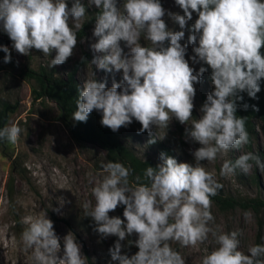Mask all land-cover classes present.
I'll list each match as a JSON object with an SVG mask.
<instances>
[{
	"label": "clouds",
	"instance_id": "9594fccd",
	"mask_svg": "<svg viewBox=\"0 0 264 264\" xmlns=\"http://www.w3.org/2000/svg\"><path fill=\"white\" fill-rule=\"evenodd\" d=\"M174 2L183 15L171 11L167 15L181 29L197 14L188 37L193 45L191 60L211 69L214 88L199 110V119L192 116L194 85L208 68L201 66L195 72L189 66L187 45L180 43L185 32L168 29L160 0H87L89 7L99 10L93 29L95 42L90 45L99 55L91 63L108 73L122 71V80L106 87V82L86 78L78 90L72 119L87 122L95 110L102 114L101 125L114 133L134 119L142 126L140 133L150 134L148 144H155L159 138L152 135L153 126L167 130L175 118L186 125V142L199 145L191 150L195 164L161 153V163L144 172L148 183L132 186L131 169L109 161L102 165V180L91 189L94 204L82 205L83 215L91 218L93 231L101 238L117 237L109 253L118 264H186L170 242L196 247L208 241L209 235L216 247L206 252L201 264H264V244L250 246L246 254L239 250L240 232L210 226L215 220L212 197L223 184L202 163H213L250 142L246 117L236 115L237 101H243L241 93L257 99L264 80V0ZM86 11L82 0H71V7L68 0H0V29L17 53L29 56L37 50L51 57L49 67L53 68L73 55ZM141 36L152 47L142 46ZM121 41L129 50L126 54ZM0 50L6 54L4 62L10 63L9 48ZM241 106L243 110L250 107L247 103ZM251 107L259 110L256 105ZM21 132L15 124L4 126L0 142L16 145ZM254 167L264 173V160L244 152L234 162L226 160L219 175L232 176L237 169L247 175ZM59 199L61 206L67 202ZM119 206H123V220L109 215ZM249 215L245 213V217ZM23 222L21 241L25 251L31 250L33 264H86L72 233L63 238V255H58L60 238L46 213ZM133 234L138 251L131 256L122 254V242Z\"/></svg>",
	"mask_w": 264,
	"mask_h": 264
},
{
	"label": "rangeland",
	"instance_id": "374dc122",
	"mask_svg": "<svg viewBox=\"0 0 264 264\" xmlns=\"http://www.w3.org/2000/svg\"><path fill=\"white\" fill-rule=\"evenodd\" d=\"M82 2L85 3L87 10L84 20L99 11L89 7L87 0ZM160 3L166 10L163 19L168 29L185 32L184 38L180 41L182 45H187L185 59L188 60L189 66L198 72L203 64L193 63L191 60L194 55L193 45L188 42V37L192 34L190 29L198 18L197 14L193 13V19L187 22L185 29H181L167 15V11L183 15L174 0H160ZM68 4L71 7V0H68ZM96 15L82 33H77V45L73 55L66 63L53 68L49 67L51 57H45L37 50L33 49L29 56L17 53L12 48V42L7 34L0 29V48L8 47L12 58L10 63H5L6 54L0 50V107L1 103L7 106L6 108L4 106L5 117L2 128L15 124L22 129L16 145L0 142V264H33L31 250L25 251L21 241V233L26 227L23 221L31 217L43 216L45 213L53 222L54 231L60 238L61 252L58 255H63V238L72 233L81 246L82 256L86 257V264H118V261H112L109 253V248L114 245L117 237L101 238L93 231L94 224L90 217L83 215L82 209L85 202L93 204L95 202L91 189L103 178L102 165L107 163L104 150L91 142H76L60 119L59 108L54 100L45 95L33 98L32 90H38L39 86L28 72V69L36 70L41 65L45 69H52L55 75H63L76 60L84 58L74 73L80 89L86 78L106 82V87H111L114 80L120 82L122 71L108 73L91 63L94 55H99L90 47L91 43L95 42L93 29ZM140 43L142 46L152 47L143 36ZM120 44L126 54L129 50L125 42L121 41ZM54 55L53 52L52 56ZM194 87L196 95L192 116L193 119H199V110L214 86L204 73L200 82ZM254 125L256 133L249 146L245 145L239 150L233 149L226 155L219 156L213 163L202 162L206 170L214 172L218 182L223 184V188L218 193L264 198V173L259 172L255 167L247 175L241 173L239 169L232 176L219 175L226 160L234 162L244 152H253L264 160V126L257 119H254ZM141 127V124L133 119L128 127H122L118 131L120 138L137 155L150 157L157 164L161 163L162 152L157 147L159 143L168 147L178 162L195 164L191 150L199 145L186 142L184 137L186 125L180 124L173 118L167 130L156 129L153 126L152 135L159 138L155 144H148L150 134L140 133ZM10 180L12 188L8 191ZM61 197L67 201L63 206L59 199ZM54 209H59V212ZM211 212L215 220L210 226L218 225L223 232L241 233L238 237L239 250L247 254L250 246L264 244V209L258 212L239 206L220 209L212 201ZM246 212L250 213L248 217H245ZM109 215L123 220V206H119ZM136 239L137 236L133 234L122 242L124 245L122 254L131 256L138 251L134 244ZM170 243L171 247L185 259L186 264H201L206 252L216 247L211 235L208 241L196 247H181L176 242Z\"/></svg>",
	"mask_w": 264,
	"mask_h": 264
},
{
	"label": "trees",
	"instance_id": "16d2710c",
	"mask_svg": "<svg viewBox=\"0 0 264 264\" xmlns=\"http://www.w3.org/2000/svg\"><path fill=\"white\" fill-rule=\"evenodd\" d=\"M97 12V11H96ZM98 13V12H97ZM89 15L87 19L82 22V28L79 33H82L85 28L91 22L92 17L97 14ZM264 51V49H262ZM84 54L86 52H83ZM84 58H79L73 64V66L65 72L63 75H55L52 69H45L39 65L36 70L28 69L30 75L34 77L38 83V90H32L33 98H37L40 95H45L48 98L54 100L59 108L60 119L65 124L71 137L76 142H91L104 150L106 161L119 162L125 167L131 169V175L129 176L130 184L135 186L137 183L147 184L148 181L144 177V172L147 167H155L157 163L150 157H141L137 155L134 150L127 145L119 136L118 132L114 133L109 128L103 127L100 123L102 114L93 111L87 122H76L72 119L73 113L76 111V100L78 98V90L80 89L75 80V69L83 62ZM203 64V62H202ZM203 67L208 68L206 64ZM211 69L205 72L206 78L211 82ZM214 86V85H213ZM243 95V101H237V113L238 117H246V129L249 133L250 142L255 135L254 119H257L264 126V80L261 82V91L257 94V99L248 97L247 93H241ZM242 103H247L250 107L247 110H243ZM251 105H256L258 111H254ZM4 104L1 103L0 107V122L4 114ZM250 142L247 144L249 146ZM158 149L168 156L173 158L170 150L166 146H162L157 143ZM139 176L140 180L137 182L136 177ZM12 188L11 180L8 182V191ZM212 201L220 209H228L236 206L242 208H250L254 212H258L264 209V198L259 196H233L229 194L218 193L215 197H212ZM259 233L256 236L258 238ZM256 238V241H257Z\"/></svg>",
	"mask_w": 264,
	"mask_h": 264
},
{
	"label": "water",
	"instance_id": "95a60500",
	"mask_svg": "<svg viewBox=\"0 0 264 264\" xmlns=\"http://www.w3.org/2000/svg\"><path fill=\"white\" fill-rule=\"evenodd\" d=\"M7 106H5V108H6ZM5 108H4V114H3V116H2V119H1V122H0V128H2V122H3V119H4V117H5Z\"/></svg>",
	"mask_w": 264,
	"mask_h": 264
}]
</instances>
